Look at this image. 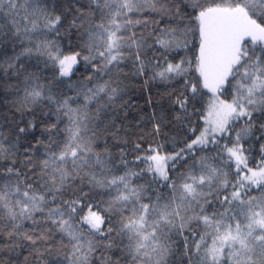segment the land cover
<instances>
[{
	"label": "snow or ice",
	"instance_id": "6c2138e0",
	"mask_svg": "<svg viewBox=\"0 0 264 264\" xmlns=\"http://www.w3.org/2000/svg\"><path fill=\"white\" fill-rule=\"evenodd\" d=\"M75 13L48 10L42 0H0V43L20 49L5 61L24 78L17 111L22 120L33 117L17 126L23 160L9 150L13 158L0 173V252H27L19 264H169V257L176 264H264V0H88ZM33 56L51 72L49 83L25 66ZM124 61L136 76L150 71L149 79L172 83L169 123L183 142L171 153L159 139L167 135L159 120L121 148L118 162L106 145L96 150L105 133L119 137L107 126L89 129L87 105L101 94L115 103L113 70ZM81 62L89 82L97 77L91 87L71 83ZM65 78L75 96L61 91ZM204 89L211 97L201 111ZM229 90L231 100L221 99ZM81 96L84 105L73 107ZM45 102L55 107V122L36 116ZM40 125L41 138H29ZM255 145L261 163L253 169ZM206 150L215 155H197ZM0 264L16 262L0 256Z\"/></svg>",
	"mask_w": 264,
	"mask_h": 264
},
{
	"label": "trees",
	"instance_id": "16d2710c",
	"mask_svg": "<svg viewBox=\"0 0 264 264\" xmlns=\"http://www.w3.org/2000/svg\"><path fill=\"white\" fill-rule=\"evenodd\" d=\"M43 3L47 4L48 10H51L55 6L57 12H63L65 10L75 13L77 7L87 8L88 0H42ZM147 15V13H145ZM99 16L97 14L96 19ZM68 20H71V16L67 17ZM73 39H75L73 37ZM61 45L64 47L66 54L69 52L67 48V41L61 40ZM20 49L17 47L13 49L11 43H0V146L5 150L3 155L0 156V173H3L4 168L9 166V160L11 157L9 150L16 153L18 161L23 160V145L25 144L24 137H20L17 140L16 133L19 126H25L28 120L33 119V117L25 113L24 119H21V112L17 111V108L20 105V102L23 100L24 96V78H17L15 75H12L7 71L6 60L7 57L14 56ZM148 55L151 56L152 52L149 50ZM185 53L183 51L176 54V61H178ZM188 56H191L192 53H187ZM171 59V56L169 57ZM23 59V58H22ZM42 59V58H40ZM25 66L30 72H37L42 78L40 83H49L51 81L52 74L49 70H43V64L38 62V58L33 56L30 60L25 62ZM89 69H87L83 62L75 66L74 75L71 77V83L78 84L80 82L88 83V86L91 87L95 82H97V77H93V80L89 82L87 77L89 75ZM134 68L132 64L128 61H124L120 65V70H113V79L118 82L120 92L116 97L114 104H109L107 97H104L101 94L102 98H98L88 103L87 112L89 119L85 121L89 129H93L96 125H99L100 128L107 126L111 133H115L116 137L114 138L111 134L105 133L104 137L99 139L96 144L97 151H103L105 145L110 151L112 157L117 162L119 161V153L121 148L130 149L132 147V141H135L141 133H148L152 129V125L159 120L163 124V132L167 135H162L159 139L167 141L165 143V151L171 153L173 148H179L182 146L183 138L178 134L179 129L173 128V125L169 123L172 120L173 107L172 99L174 98L171 94V89L173 87L172 83L163 82L159 79L151 80V72H147L143 76H136L133 74ZM195 75V73H192ZM104 80L108 79L107 76L103 77ZM147 81V83H145ZM99 82H103L100 80ZM68 78H65V84L62 86L61 91L66 93L68 96H75V89H69L67 87ZM113 87L117 86V83H113ZM54 94L59 95L55 90V85H52ZM204 92V97L201 103H198L196 107L203 111L206 107L207 101L211 97V93L206 89L202 90ZM221 99L231 100L230 90L225 92ZM85 101L82 96L79 98V104H73V107H82ZM99 109V115H97V110ZM36 116L40 119H43L47 123L55 122V107L53 105L45 102L43 105L38 106L35 109ZM43 113H48L47 116H44ZM155 118V119H154ZM68 124V118L64 117L60 128H64ZM199 125L203 127V121L199 120L196 117H193V126ZM43 125H40L38 128L33 130L29 134L31 136H36L41 138L40 133ZM238 130V129H237ZM91 135V131L87 133ZM198 134V133H197ZM176 136L177 143L172 144V137ZM128 139L129 143L125 145L123 143L124 139ZM148 143H152L151 139L148 140ZM246 147L248 145H245ZM38 153L42 154L44 152L43 145L37 146ZM215 155L211 152L197 153V155ZM128 161L134 160V155L129 153L127 155ZM139 163V162H137ZM192 162L189 161V164ZM261 163V156L259 153V146L255 145L252 149V152L248 159V166L256 169ZM18 166H21L18 163ZM143 167V165H140ZM129 167H135L134 164H129ZM179 167V166H178ZM27 171V169H25ZM125 169L121 166L120 171L117 174H123ZM185 169L181 168L180 171ZM31 175V172H28ZM4 176L0 175V185L4 183ZM134 182L143 183L144 180H136ZM159 192L167 197L169 194V189L161 187ZM253 195L259 196V191L254 190ZM163 203V201H161ZM26 227L28 223L26 222ZM6 237L0 238V246L4 245ZM20 255L16 253L5 254L0 252V256H3L4 260H8L9 255L12 256L16 264H19L23 260V257L27 255V252L22 250H17ZM118 254V253H114ZM177 257H169V264H176ZM31 261V257L29 258ZM129 264L131 261L129 260Z\"/></svg>",
	"mask_w": 264,
	"mask_h": 264
}]
</instances>
